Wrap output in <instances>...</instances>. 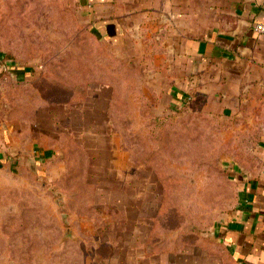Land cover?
<instances>
[{
    "label": "rangeland",
    "instance_id": "obj_1",
    "mask_svg": "<svg viewBox=\"0 0 264 264\" xmlns=\"http://www.w3.org/2000/svg\"><path fill=\"white\" fill-rule=\"evenodd\" d=\"M0 53L31 73L0 77V264H238L216 231L264 103L180 100L74 0H0Z\"/></svg>",
    "mask_w": 264,
    "mask_h": 264
},
{
    "label": "crops",
    "instance_id": "obj_2",
    "mask_svg": "<svg viewBox=\"0 0 264 264\" xmlns=\"http://www.w3.org/2000/svg\"><path fill=\"white\" fill-rule=\"evenodd\" d=\"M74 1L121 57L150 64L152 75L167 78L168 91L180 100L198 86L217 94L225 110L240 109L248 99L264 103V33L254 29L264 23V0ZM6 65L12 78L31 75ZM256 125L249 127L250 138L264 162V133L257 138ZM216 232L236 263L264 264V166L244 181Z\"/></svg>",
    "mask_w": 264,
    "mask_h": 264
},
{
    "label": "built area",
    "instance_id": "obj_3",
    "mask_svg": "<svg viewBox=\"0 0 264 264\" xmlns=\"http://www.w3.org/2000/svg\"><path fill=\"white\" fill-rule=\"evenodd\" d=\"M254 29L259 32V33H264V23L262 22H257L254 24ZM5 69L4 64L0 61V76L3 73Z\"/></svg>",
    "mask_w": 264,
    "mask_h": 264
},
{
    "label": "trees",
    "instance_id": "obj_4",
    "mask_svg": "<svg viewBox=\"0 0 264 264\" xmlns=\"http://www.w3.org/2000/svg\"><path fill=\"white\" fill-rule=\"evenodd\" d=\"M0 61L4 64V66H5V69H4V71H3V73L1 74V76L7 71V65H6V60H5V58H4V56H3V54L2 53H0ZM0 76V77H1Z\"/></svg>",
    "mask_w": 264,
    "mask_h": 264
}]
</instances>
